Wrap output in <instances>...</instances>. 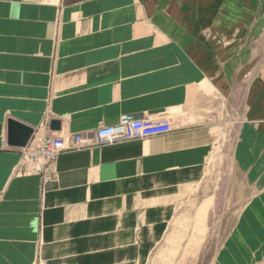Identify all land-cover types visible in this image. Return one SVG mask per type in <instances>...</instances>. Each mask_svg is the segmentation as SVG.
Instances as JSON below:
<instances>
[{"label":"crops","instance_id":"0c3cea01","mask_svg":"<svg viewBox=\"0 0 264 264\" xmlns=\"http://www.w3.org/2000/svg\"><path fill=\"white\" fill-rule=\"evenodd\" d=\"M126 115L173 130L92 142ZM77 133L49 181L24 159ZM225 139L256 189L236 264H264V0H0V264H139Z\"/></svg>","mask_w":264,"mask_h":264},{"label":"rangeland","instance_id":"374dc122","mask_svg":"<svg viewBox=\"0 0 264 264\" xmlns=\"http://www.w3.org/2000/svg\"><path fill=\"white\" fill-rule=\"evenodd\" d=\"M246 78L254 74L250 71ZM234 148L233 140L217 142L205 172L171 195L169 219L139 264H236L248 259L242 247L258 239L243 235L250 222L241 213L256 189L232 157Z\"/></svg>","mask_w":264,"mask_h":264},{"label":"built area","instance_id":"2783aa9c","mask_svg":"<svg viewBox=\"0 0 264 264\" xmlns=\"http://www.w3.org/2000/svg\"><path fill=\"white\" fill-rule=\"evenodd\" d=\"M173 127L167 120L152 122L148 119L123 116L119 124L102 126L94 132L92 142L95 145H108L123 140L142 139L168 134ZM89 141L83 134H74L69 139L61 136L49 135L41 139L33 148L24 152V159L32 164L34 171L41 175L43 180L49 181L50 174L47 168L64 150L81 148L88 145ZM7 146V142H4Z\"/></svg>","mask_w":264,"mask_h":264},{"label":"water","instance_id":"95a60500","mask_svg":"<svg viewBox=\"0 0 264 264\" xmlns=\"http://www.w3.org/2000/svg\"><path fill=\"white\" fill-rule=\"evenodd\" d=\"M54 125L58 126L59 124L55 122ZM32 134L33 130L31 128L19 123H12L8 143L13 146L26 147Z\"/></svg>","mask_w":264,"mask_h":264}]
</instances>
